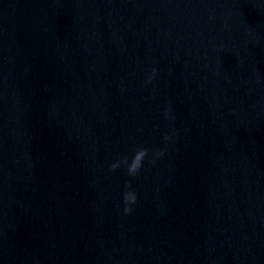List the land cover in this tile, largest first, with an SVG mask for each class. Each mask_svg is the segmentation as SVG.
Listing matches in <instances>:
<instances>
[{"label":"water","instance_id":"1","mask_svg":"<svg viewBox=\"0 0 264 264\" xmlns=\"http://www.w3.org/2000/svg\"><path fill=\"white\" fill-rule=\"evenodd\" d=\"M0 264H264V0H0Z\"/></svg>","mask_w":264,"mask_h":264},{"label":"clouds","instance_id":"2","mask_svg":"<svg viewBox=\"0 0 264 264\" xmlns=\"http://www.w3.org/2000/svg\"><path fill=\"white\" fill-rule=\"evenodd\" d=\"M156 74V69L153 68L151 70V74L147 77L146 83H151L152 78ZM163 140L167 142L169 137L165 135ZM150 150L143 146H133L131 149V155L128 154L120 156L116 161L112 162L109 166V171L115 172L116 170L123 167L125 169L126 175L129 177H135L141 167L145 158L149 156ZM163 155L162 151H155L153 160H150L149 163L154 162L155 158H158ZM136 194L132 190V186L130 183L125 184V191L122 193V202L124 204L123 211L125 214H129L131 212V206L136 202Z\"/></svg>","mask_w":264,"mask_h":264}]
</instances>
